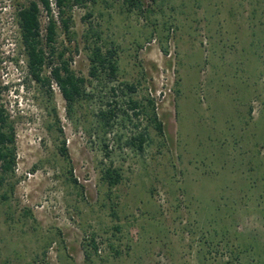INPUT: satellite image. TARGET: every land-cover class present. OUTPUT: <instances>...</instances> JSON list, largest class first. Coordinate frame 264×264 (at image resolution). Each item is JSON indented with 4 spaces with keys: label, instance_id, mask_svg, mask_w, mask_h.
Segmentation results:
<instances>
[{
    "label": "rangeland",
    "instance_id": "1",
    "mask_svg": "<svg viewBox=\"0 0 264 264\" xmlns=\"http://www.w3.org/2000/svg\"><path fill=\"white\" fill-rule=\"evenodd\" d=\"M32 1L0 0V108L17 154L0 186V264H264V0L74 5L42 73L65 62L87 80L72 112L29 71L16 13ZM41 22L45 38L43 9ZM95 44L116 51V81L90 78ZM129 98L140 117L122 112ZM115 109L105 127L99 113Z\"/></svg>",
    "mask_w": 264,
    "mask_h": 264
},
{
    "label": "trees",
    "instance_id": "2",
    "mask_svg": "<svg viewBox=\"0 0 264 264\" xmlns=\"http://www.w3.org/2000/svg\"><path fill=\"white\" fill-rule=\"evenodd\" d=\"M87 2H93L95 4V0H54V2L52 0H34L29 5L19 8L16 13L20 41L31 75L37 82H46L48 86H51V82H53L66 101L69 112L74 111L81 100L89 97L86 88L87 80L77 77L65 62L57 66L54 64L50 65V76L48 78L46 77L44 79L42 73L44 68L49 64L47 62L50 55L49 52L51 54L55 53V50L51 46L57 40L58 23L61 24L67 36L71 37V28L73 25L72 10L74 5L80 6ZM53 4L58 9V19L55 18ZM42 9L45 11L48 20L45 38L42 34ZM44 39L46 45L49 46L48 49H46L43 43ZM89 39L90 34L86 37L87 41ZM64 54V52L60 53L59 57L62 59ZM88 54L90 60L89 76L91 79L98 80L101 77H105V79H110L109 82L117 80L119 68L116 51L95 44L88 46ZM125 86L127 87L126 90L131 94L136 92V88L133 85L126 84ZM114 91L116 90L114 89ZM149 103L153 106L152 100ZM126 106L132 112V115H129L126 111L122 112L129 118H138L144 113L140 102L132 98H129ZM117 111L115 109L106 112L101 111L99 113L101 120L105 121V127H111L112 122L116 120ZM153 116L154 118L152 120L155 123L156 130L162 133V123L157 121L154 110ZM8 123V115L0 108V186L4 184L8 175L15 173L17 166L14 129ZM135 141L139 142V148H141L145 143V135H139V137L135 138ZM61 154L68 157L65 142H63ZM102 178L109 188H114L122 182V174L120 171L111 167L104 171ZM86 258H89V256Z\"/></svg>",
    "mask_w": 264,
    "mask_h": 264
}]
</instances>
